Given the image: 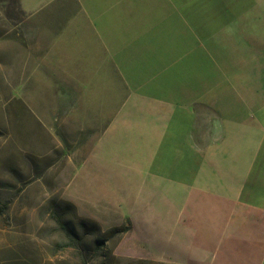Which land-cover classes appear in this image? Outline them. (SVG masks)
Instances as JSON below:
<instances>
[{
  "label": "crops",
  "instance_id": "0c3cea01",
  "mask_svg": "<svg viewBox=\"0 0 264 264\" xmlns=\"http://www.w3.org/2000/svg\"><path fill=\"white\" fill-rule=\"evenodd\" d=\"M9 2L32 30L33 73L72 122L94 115L66 191L81 214L130 220L129 248L149 261L264 264V52L209 41L201 11L223 13L220 0Z\"/></svg>",
  "mask_w": 264,
  "mask_h": 264
},
{
  "label": "rangeland",
  "instance_id": "374dc122",
  "mask_svg": "<svg viewBox=\"0 0 264 264\" xmlns=\"http://www.w3.org/2000/svg\"><path fill=\"white\" fill-rule=\"evenodd\" d=\"M53 1L22 3L36 12ZM9 4L0 0V203L9 205L0 218V264H160L145 259L142 248L130 250V220L105 225L82 215L67 198L97 130L81 122L90 118L85 109L80 114L77 108L72 122L63 93L56 99L47 89V75L33 73L37 68L25 49L32 30L6 17ZM92 92L98 101L90 102V110L100 105L102 90ZM129 225L123 234L109 236L110 230Z\"/></svg>",
  "mask_w": 264,
  "mask_h": 264
},
{
  "label": "clouds",
  "instance_id": "9594fccd",
  "mask_svg": "<svg viewBox=\"0 0 264 264\" xmlns=\"http://www.w3.org/2000/svg\"><path fill=\"white\" fill-rule=\"evenodd\" d=\"M223 13L205 6L201 20L211 43L255 61L264 52V0H220Z\"/></svg>",
  "mask_w": 264,
  "mask_h": 264
},
{
  "label": "trees",
  "instance_id": "16d2710c",
  "mask_svg": "<svg viewBox=\"0 0 264 264\" xmlns=\"http://www.w3.org/2000/svg\"><path fill=\"white\" fill-rule=\"evenodd\" d=\"M9 210V205L7 203H0V218H2L3 216L6 215V213ZM128 229H130V225L128 227H122V228H114L112 230H110L109 236H119L121 234H123L124 232H126ZM99 245H104L105 243H103L102 241H97Z\"/></svg>",
  "mask_w": 264,
  "mask_h": 264
}]
</instances>
